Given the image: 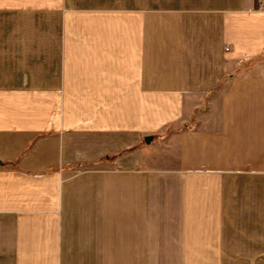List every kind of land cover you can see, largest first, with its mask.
Here are the masks:
<instances>
[{
    "label": "crops",
    "instance_id": "obj_1",
    "mask_svg": "<svg viewBox=\"0 0 264 264\" xmlns=\"http://www.w3.org/2000/svg\"><path fill=\"white\" fill-rule=\"evenodd\" d=\"M0 264H264V7L0 0Z\"/></svg>",
    "mask_w": 264,
    "mask_h": 264
},
{
    "label": "built area",
    "instance_id": "obj_2",
    "mask_svg": "<svg viewBox=\"0 0 264 264\" xmlns=\"http://www.w3.org/2000/svg\"><path fill=\"white\" fill-rule=\"evenodd\" d=\"M258 5L261 7L264 4V0H256Z\"/></svg>",
    "mask_w": 264,
    "mask_h": 264
},
{
    "label": "water",
    "instance_id": "obj_3",
    "mask_svg": "<svg viewBox=\"0 0 264 264\" xmlns=\"http://www.w3.org/2000/svg\"><path fill=\"white\" fill-rule=\"evenodd\" d=\"M151 140V137H147L146 138V142L149 143V141Z\"/></svg>",
    "mask_w": 264,
    "mask_h": 264
},
{
    "label": "rangeland",
    "instance_id": "obj_4",
    "mask_svg": "<svg viewBox=\"0 0 264 264\" xmlns=\"http://www.w3.org/2000/svg\"><path fill=\"white\" fill-rule=\"evenodd\" d=\"M261 7H264V4Z\"/></svg>",
    "mask_w": 264,
    "mask_h": 264
}]
</instances>
